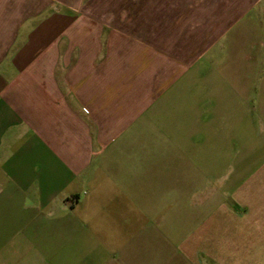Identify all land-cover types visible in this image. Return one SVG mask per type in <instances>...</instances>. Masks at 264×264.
Here are the masks:
<instances>
[{
  "label": "crops",
  "instance_id": "obj_1",
  "mask_svg": "<svg viewBox=\"0 0 264 264\" xmlns=\"http://www.w3.org/2000/svg\"><path fill=\"white\" fill-rule=\"evenodd\" d=\"M153 186L188 210L178 246ZM257 243L264 0H0V264H264Z\"/></svg>",
  "mask_w": 264,
  "mask_h": 264
},
{
  "label": "rangeland",
  "instance_id": "obj_2",
  "mask_svg": "<svg viewBox=\"0 0 264 264\" xmlns=\"http://www.w3.org/2000/svg\"><path fill=\"white\" fill-rule=\"evenodd\" d=\"M154 189H158L159 193V202H145V209H148L151 206H156L157 217L160 221L159 229H164L165 234H167V229H174L176 235L175 242L177 246L181 244V240L184 236H189L191 229L188 228L186 221V212L188 211L185 209V203L183 201H167L166 195V187L163 186H153ZM187 204V203H186ZM148 206V207H147ZM148 222L146 218L144 220V225L146 226ZM194 230V229H193ZM226 236V235H225ZM228 236L230 237L231 234L229 233ZM170 238L173 241V236L170 234ZM255 256L257 259H264V246L257 243L255 248ZM248 249L246 248V244H241L240 246V256L243 258L244 256L247 257Z\"/></svg>",
  "mask_w": 264,
  "mask_h": 264
}]
</instances>
